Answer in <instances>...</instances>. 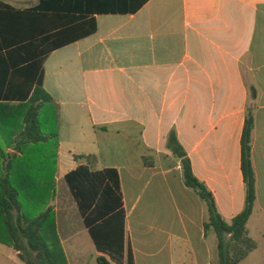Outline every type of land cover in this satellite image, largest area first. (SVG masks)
<instances>
[{
    "label": "crops",
    "instance_id": "crops-1",
    "mask_svg": "<svg viewBox=\"0 0 264 264\" xmlns=\"http://www.w3.org/2000/svg\"><path fill=\"white\" fill-rule=\"evenodd\" d=\"M87 2L102 12L0 0V106L27 102L42 73L61 107L56 181L85 162L77 157H96L98 170L119 174L135 264H220L216 234L204 227L207 204L185 185L168 138L176 133L231 221L245 207L241 137L251 105L256 201L247 229L257 248L239 264H264V0ZM81 16L94 21L85 37ZM62 40L71 41L49 53ZM3 120L0 171L22 131L13 111ZM32 149L42 148H24Z\"/></svg>",
    "mask_w": 264,
    "mask_h": 264
},
{
    "label": "trees",
    "instance_id": "trees-1",
    "mask_svg": "<svg viewBox=\"0 0 264 264\" xmlns=\"http://www.w3.org/2000/svg\"><path fill=\"white\" fill-rule=\"evenodd\" d=\"M58 2H67L69 7L73 4L79 6L75 10L83 13L102 12L101 9L88 8L87 0L83 3L41 0L40 8L54 11ZM79 19L82 21L78 37H85L93 31L91 24L94 21H86L82 16ZM69 20L71 18H66L63 23L66 25ZM70 41H57L49 53ZM18 43L19 51L26 50L28 45L21 44V40ZM26 59L24 56L22 61ZM44 60L45 57L41 56L37 63L39 70ZM31 66L34 68L36 65ZM251 97H256L254 88H251ZM60 109V104L44 88L42 73L27 102L0 106V115L13 111L16 118L21 119L17 126L22 128L15 139L17 152L3 154L6 162L0 171V243L12 248L23 264H69L57 231L55 207L51 204L56 198ZM0 123L6 127V120ZM254 127V110L249 105L241 137L245 207L231 221L225 220L219 213L213 193L195 176L191 160L176 133L171 132L168 138V147L181 161L185 185L207 204L208 219L204 227L216 234L220 264H239L257 248V242L250 237L247 229L256 201V175L252 161ZM31 145L41 146L42 149H32L26 154L24 148ZM29 156L39 159L28 161ZM80 159L85 162L69 172L64 180L99 253L97 264H135L133 251L126 239V216L117 170H98L94 156L77 157V160Z\"/></svg>",
    "mask_w": 264,
    "mask_h": 264
},
{
    "label": "rangeland",
    "instance_id": "rangeland-1",
    "mask_svg": "<svg viewBox=\"0 0 264 264\" xmlns=\"http://www.w3.org/2000/svg\"><path fill=\"white\" fill-rule=\"evenodd\" d=\"M20 122L21 119L18 118L15 121V124L17 123L20 125ZM17 124L15 125L16 131H18L20 128L17 126ZM0 126L2 127L1 123ZM55 185L56 198L51 204L53 205L54 203L58 210V212H56L57 231L61 239L68 263L97 264L98 253L85 227V231H83V222L77 210V203L72 196L65 180L62 179L56 181L55 179ZM0 264L23 263L19 261L17 254L13 249L0 244Z\"/></svg>",
    "mask_w": 264,
    "mask_h": 264
}]
</instances>
